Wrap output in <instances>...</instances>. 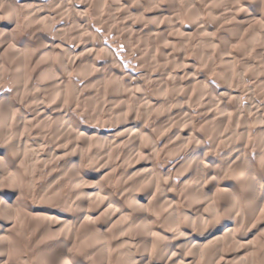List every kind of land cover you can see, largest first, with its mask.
I'll return each mask as SVG.
<instances>
[{
  "label": "bare ground",
  "instance_id": "obj_1",
  "mask_svg": "<svg viewBox=\"0 0 264 264\" xmlns=\"http://www.w3.org/2000/svg\"><path fill=\"white\" fill-rule=\"evenodd\" d=\"M40 2L0 0V88L12 78L19 99L31 107L28 115L9 100L0 108V264H29L15 258L22 244L36 248L37 264H110L113 256L117 264H264V176L247 157L253 141L249 117L236 108L242 119L234 125L229 89L217 94L207 86L211 73L200 78L188 73L192 65L184 57L193 46L183 31L189 29L184 22L188 0H53L59 12ZM199 7L192 9L189 21L192 33L201 36L197 44L209 47L200 60L206 63L215 56L218 45L210 37L219 33L223 64L235 62L237 53L250 63L245 67L249 73L226 72L225 80L237 76L242 83L264 75V0H206ZM89 12L104 28L116 30L123 44L133 43L132 52L146 70L164 71L170 60L178 62L180 73L172 77L171 72L157 77L145 73L149 80L154 76L150 85L158 104H151L120 67L106 73L96 62L98 49L66 48L64 58L59 42L38 35L42 28L50 33L54 22L62 21L81 40L90 30ZM22 31L29 37L16 40ZM71 75L83 82L80 90ZM32 78L41 83L35 88L40 97L27 92ZM213 79L221 80L218 75ZM248 93L264 101L263 87ZM83 100L89 123L110 126L111 134L88 129L73 117L69 106ZM191 102L198 107L199 131L208 144L195 132ZM254 109L257 150L264 154V119L257 114L260 108ZM150 116L159 118L153 130L147 128ZM31 133L41 135L32 143ZM220 146L235 155L223 162L209 157ZM160 155L173 161V175L182 180L179 192L169 186L170 175L163 179L155 170ZM22 168L29 169L28 192L36 175L50 178L36 201L43 206L22 203ZM63 180L70 183L67 195ZM180 200L185 210L178 209Z\"/></svg>",
  "mask_w": 264,
  "mask_h": 264
},
{
  "label": "rangeland",
  "instance_id": "obj_2",
  "mask_svg": "<svg viewBox=\"0 0 264 264\" xmlns=\"http://www.w3.org/2000/svg\"><path fill=\"white\" fill-rule=\"evenodd\" d=\"M15 1L18 4H21V2H22V0H15ZM37 1H39V2L41 1L40 4H43L44 7H46V8H50L52 11H55L56 10L55 12H59L60 9H61V7H59V5L56 4L57 5L56 6L55 4H53V0H37ZM189 1H191V2L193 1V3H196V4L199 3V6L200 7L199 6L198 7H199V9H201V5H202L203 1H206V0H202V1L201 0H188V2L186 3L187 5L185 6V4H184V8H187L188 7L190 10L189 9L187 10V12H186V17L187 18L184 19L185 25L187 27H189V29L183 30V31L186 33V35L191 36L190 41L191 40L192 41H191V45L190 46L193 45L192 46L193 49L195 48L194 50H192V47L189 48L190 49V50H188L189 53L187 52L185 54V57H184L185 63H187L190 66L192 65L191 66V69H190V71H188V73H193V75L194 76H197V78L198 77L200 78L203 75L207 77L208 76V73H211L210 76L207 77V79H209V81H210L209 83H207V86H210L212 89H214L217 94L218 93L221 94L222 92H225L226 89H229L228 92L229 93L231 92L230 94L232 95L230 101L231 102L233 101L232 104H234L233 105V108L230 110L231 121L234 122L233 123L234 125H235L236 121L238 120L239 113H240V112L236 111V108L240 109V111L243 113V115L246 116V118L247 117L251 118V119L247 118L249 120L247 122H248L249 127H250V132L252 131L250 138L251 139L253 138L252 139L253 141H252L251 145L248 147V151L249 152H248V156L247 157L250 160V163H252L254 165V167L257 170V172L261 173L264 176V154H258V150H257V138H258L257 137L258 136V134H257V128H254V123H252L253 122L252 120H253V117H254L253 115H254V112H255V109H254L255 107L258 108V109L259 108L261 109V111L259 109V111L257 112V114H259L261 116L263 115L262 117L264 119V113H263L264 112V109L262 110V108H263L262 107V103L264 101H263V98H260L256 94L248 95V94H250V93H248V91L251 92L252 88H256V89L258 87H259V89L261 87L264 88V75H259L258 77H255V79H252V78H250V79H244L243 80L244 82H242V83H239V79H238L237 76L234 77L232 80L231 79H228V80L226 79L225 80L224 77L225 76H226V78L228 77L227 76V73H237V72L238 73H243V72L246 73V72H248V70L245 71V67L249 66L250 63L247 61V59H246V57L244 55H241V54H238L237 53V55H236V57L234 59L235 62H232V64H229V65L223 64L221 62L222 57L220 58V55L219 54H221L222 51H223V49H224V47H223L224 46V40H222L220 38L219 33H217V34L216 33L211 34V35H213L212 37H210V35H209L210 38H214L215 37L213 40H215L216 46L218 45V47H216V48H217V50L219 52L216 51L217 54L215 53V56H213L215 59L213 57H211L210 59L207 60L208 62H206V63L204 61H201L202 59H204V58L207 57L205 54H202V51L203 50H206L207 51V49L209 47L207 48L206 46L201 45V44L198 45L197 43L201 39V36H200V34L198 35V34L192 33V29H190L191 22L189 20H190V18H191V20H193L192 19V16L193 15L191 14V13H193L192 9L193 8L195 9V8H198V7L196 5H194V6L191 5ZM107 3H109V0H107ZM71 4L77 5V3L74 2V1H72ZM87 16H88V20H89L88 24H89L90 30H87L86 33L84 32V35L81 38V40H76L74 38L73 32L71 31V28L68 25H65L64 22H62V21H55L54 24H53V26H52V29H51L50 33L45 31L46 28H42V29H40L41 32H39L38 35H43V37L48 38V40H52L54 42L57 41V43L59 42L58 43L59 44V47L60 46H61L60 48L63 47L62 49L65 51V55L62 56L64 58H66V54L68 52L67 49L68 50L70 49L71 52L72 51L73 52L74 51L75 52H78L79 49H81V47H86L87 49H89L91 47L92 48L94 47L95 49H98L99 50V53H98V56H96V62L99 65H101V67H103L105 69V72L106 73H111V72L114 73L113 70L120 69L121 68L120 70L123 73L126 74V76L128 77V79H129V77L132 78V79L134 78L133 79L134 84L135 85H139V88L145 94V97L148 98V101L151 104H154V105L158 104L159 97H156L155 88L152 85H150V84H152L151 81H153L154 76L155 77L159 76V73H170L171 72L170 73V76L171 77H172V75L174 73H180V71L177 70L178 69V62L177 63L176 62L172 63L173 61L170 60V63L168 62V64H171V66L165 67V70L164 71H162L164 68L162 70H159V68L158 69H153V70L150 69L149 71L146 70L137 61V56L138 55L135 52L134 53L132 52V51H134V47H133L134 45H133V43L131 41H130L131 43L129 41H127L128 42L127 44L126 43L123 44L122 38L118 34V32L116 30H114L115 31L114 32L113 30L110 31V29L104 28L103 25L100 24L97 21V18L95 19V16H93V14L91 12H89ZM91 16H93V17H91ZM201 17H202V19H203V21L205 23H209L210 20L208 18H206L207 16L204 13L202 14ZM195 19H197V18H195ZM199 19H200V17H199ZM21 20H23V19H21ZM59 29H62L65 32H63V31L62 32H58ZM211 32H212V30L210 31V29H209V33H211ZM87 33H89V34H87ZM34 34H36V33H31V36L34 37V36L37 35V34L36 35H34ZM29 35H30V33H26L25 31H22L20 33H17L15 39L16 40H19L20 38L29 37ZM90 36L92 37V40H89V39H91ZM206 36L207 35H205V37ZM90 41H91V43H90ZM92 43H93V45H92ZM124 46H125V48H124ZM203 47H205V48H203ZM103 48H104V50H103ZM177 49H180L179 46L177 47ZM230 52L233 53V54H235V49L232 48L230 50ZM68 54H69V52H68ZM107 54H109V55H107ZM105 55L108 56V57H106ZM70 56H71V54H70ZM57 60H60L61 61V57L59 59H57ZM57 62H59V61H57ZM161 62L162 61H160L158 65H161L163 67L164 66L163 65L164 62H162V63ZM173 64H176V65H173ZM208 64H210V66ZM232 65H233V67H232ZM161 66H160V68H161ZM118 67H120V68H118ZM226 67H227V69H225ZM209 68L211 70H209ZM141 69H145V70H141ZM230 69H232L233 71L230 70ZM223 70H225V72ZM213 71H214V73H213ZM145 73H153L154 76H152L151 79L149 80L148 78H146ZM215 75H218L221 80L213 79V77ZM140 76H141V78H140ZM143 78L146 79V80L145 81H142ZM70 79H73L74 80L73 81V85H76L79 90L83 87V82L80 79H77L76 77L74 79V76L73 75L70 76ZM135 80H136V82H135ZM39 82H40L39 80H37L35 78H32V82H30L29 87L27 89L28 90L27 92L32 93V95L34 97H40L41 96L40 93L36 92V89H38V87H40V85H41V83H39ZM145 82H147V83L144 85ZM229 84H231V85H229ZM17 85L18 84H15V80H13L12 78H6L4 80V82L2 83L1 88H0V108L2 107V105L4 107L5 104L7 103V101L9 100V103L10 102H14L15 104H19L21 106V109L23 110L24 114H27L28 115L30 113V108L31 107L27 105L28 103H26V101L24 102V100H20L19 99L20 98V94L18 93L19 92V87ZM141 91H140V93H141ZM15 93H18L16 97L14 96ZM81 93H82V97H84L85 96V92L82 91ZM6 95H8V97H9V99H7V100L4 99L6 97ZM11 95H13V96H11ZM233 97H237V98L234 100ZM238 98H239V101H238ZM225 100H226V97H225ZM81 102H77V103L76 102H73V104L71 106H69V112L73 115V117H75V119L80 124L84 125L88 129L98 130L99 132H104L106 134H111L114 131V128H112L110 126L109 127L100 128L96 124L89 123L91 121V119L88 118V116H84V114L82 113V111H83L82 108L84 106H87V102L84 101V100L81 101ZM244 102H246V103H244ZM252 102H254L255 104L252 103ZM189 104L188 105H189V107L191 109V113L195 117V121H194L195 132L201 138H205V136L203 135V133L199 131V128H200L199 126H201L202 118L200 117V114H199L200 112L198 110V107L193 102H191ZM250 104H251V107L249 108ZM254 105H257V106H254ZM212 109L213 110L214 109H217L218 110L219 107H217V108L216 107H213ZM251 109H254V110H251ZM219 111H220V109H219ZM224 112H226V111H224ZM220 113L224 114L223 111H220ZM233 113H234V115H233ZM224 117H225V115H224ZM239 119H242V118L239 117ZM239 122L241 124V120ZM158 123H159V118H156V117L154 118V116L153 117L150 116L149 119H148V122H147V128L149 130H153L152 127H154ZM240 124H238V127H240L239 126ZM180 126H182V125H180ZM240 130L241 129L237 130L238 131V135H240V132H241ZM39 135H41V133H31L29 135V138L32 141V143L35 142L36 137L39 136ZM154 140H155V142H158V145L161 147L162 141L159 140V139H157V138H155ZM205 143L206 144L209 143V140L206 139V138H205ZM226 148H223V147L220 146V147H218V148H216V149H214L212 151L209 149L210 151H209L208 155H210L209 157L212 156L215 160H219V161L223 162L225 158H227L228 156H231V155H235V153H236V152H234L231 155H229L230 152H232V151L229 150V148L226 150ZM227 153H228V155H227ZM83 161L84 162L86 161V157L85 156L83 157ZM58 164H56V165L59 166ZM172 167H173V161L170 160V159H168V158L163 157L162 155H160L159 157H157L156 160H155V170L158 172V175L160 177H163V179H165L168 175H170L169 176V186L171 188L175 189L176 192H179L180 185H181L182 180L180 181V178H177V177H175L173 175V172L174 171L172 170ZM83 170L85 172H89L90 169L87 168V167H83ZM28 171H29V169H28ZM28 171H25V168H22V172H23L22 173V176L23 177L21 179V182H22V186H23L22 188H23L24 194H25L24 195L25 196L24 199H23V197H21L23 199L22 203L29 204L30 206H35V207H37V206H43V203L38 204L36 201L38 199V196H39V193H40L41 189H43L46 185H48L50 183V178L47 177V174L46 173H41V174L36 175L34 177V179H33V182H32L33 188L30 189L31 192H28L29 189L26 190V188H27L26 185L29 182L28 180H29V175H30V173ZM116 173H117V175L119 174L118 173V170H117ZM69 184H70L69 182H65L64 180L63 181H60L61 187L66 186L62 190L65 195H67V187H68L67 185H69ZM107 188L110 189L115 194V196H118V193L115 192L110 187V185L107 186ZM242 192L243 191L240 188H238L239 195L242 196V194H243ZM29 196H31V197H29ZM177 206H178V209L179 210H185L186 209L185 205L182 203L181 200L179 201V203H178ZM154 214L155 213L152 212L151 213V216L152 215L154 216ZM157 222H158L159 225L161 224L159 220ZM27 231H29V229H27ZM37 236L38 235H35V237H37ZM22 246H23V251L20 252L18 255H16V257H15L16 260L17 261H22L23 259H27V261H28L27 263H29V264H37L36 259H35V258H37L36 248L31 249L32 248V245L31 244H22ZM118 261H119L118 257L117 256H113V258H111V260H110V264H117Z\"/></svg>",
  "mask_w": 264,
  "mask_h": 264
}]
</instances>
